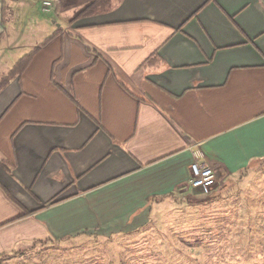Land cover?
Listing matches in <instances>:
<instances>
[{"label":"crops","instance_id":"1","mask_svg":"<svg viewBox=\"0 0 264 264\" xmlns=\"http://www.w3.org/2000/svg\"><path fill=\"white\" fill-rule=\"evenodd\" d=\"M44 1L0 0V82L35 51L0 92L7 264L65 239L133 235L163 203L264 172V0H114L74 23L91 0H49L66 22L8 29V7L42 13ZM194 162L217 172L208 193L189 188Z\"/></svg>","mask_w":264,"mask_h":264},{"label":"rangeland","instance_id":"2","mask_svg":"<svg viewBox=\"0 0 264 264\" xmlns=\"http://www.w3.org/2000/svg\"><path fill=\"white\" fill-rule=\"evenodd\" d=\"M39 9L8 7V29L28 23L29 34L34 21L66 22L60 21L61 12L44 14ZM240 182L242 195L237 187L232 188ZM221 184L218 191L202 197L188 193L177 203H163L150 224L133 235L74 237L57 245L36 246L32 251H21L26 258L18 264H264V235H260L264 220L259 219L264 217V202L260 201L264 198L260 195L264 172L248 170ZM227 191L234 193L223 198V206L220 197ZM189 199L202 200L204 206L190 204ZM236 206L243 215L240 220L232 215ZM221 209L224 219L219 217ZM245 213L254 220L244 219ZM8 256L2 254L0 264H7ZM16 262L11 260L10 264Z\"/></svg>","mask_w":264,"mask_h":264},{"label":"trees","instance_id":"3","mask_svg":"<svg viewBox=\"0 0 264 264\" xmlns=\"http://www.w3.org/2000/svg\"><path fill=\"white\" fill-rule=\"evenodd\" d=\"M114 0H91L84 8L77 11L71 19V22L74 23L76 20L85 18L89 15H92L98 11H105L111 8ZM34 52L32 51L27 55L23 56L17 61L14 68L5 76L0 82V92L2 89L16 76L25 72V70L30 66L34 58ZM14 202L15 199L12 198ZM29 212H25L23 216L29 215ZM2 255H0L1 257Z\"/></svg>","mask_w":264,"mask_h":264},{"label":"built area","instance_id":"4","mask_svg":"<svg viewBox=\"0 0 264 264\" xmlns=\"http://www.w3.org/2000/svg\"><path fill=\"white\" fill-rule=\"evenodd\" d=\"M53 3L46 0L42 3L41 12L44 14L51 13ZM191 176L189 188L195 191H202L208 193L213 187L216 186L218 175L214 168L201 162H194L191 165Z\"/></svg>","mask_w":264,"mask_h":264}]
</instances>
